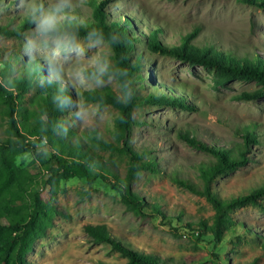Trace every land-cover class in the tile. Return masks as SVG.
<instances>
[{
    "label": "rangeland",
    "instance_id": "obj_1",
    "mask_svg": "<svg viewBox=\"0 0 264 264\" xmlns=\"http://www.w3.org/2000/svg\"><path fill=\"white\" fill-rule=\"evenodd\" d=\"M89 0H2L0 26L11 28L23 18L35 14V23L20 37L0 34V74L7 61L21 69L23 61L37 58L47 66L50 78L69 85L74 101L68 112L69 124L76 134L97 131L111 140L117 110L86 102V89L112 88L122 95L120 84L103 73L112 62V49L102 39L54 35L47 32L58 21L71 16L89 18ZM112 18L131 17L137 34L145 37L160 28L159 38L169 45L200 28L193 42L214 47L237 59L264 58V9L240 0H109ZM49 21V23H46ZM144 40V39H143ZM144 53L142 72L147 77L141 93L157 92L181 97L194 108L178 105H145L135 110L141 122L134 128V144L148 149L159 161L161 173L144 171L132 182V189L143 195L150 206L146 215H136L122 202V187L97 179L90 182L74 177L63 180L56 194L46 183V172L32 152H23L17 163L34 174H41L35 189L45 200H52L64 214L57 216L48 235L39 239L28 255L32 264H128V258L104 242H95L84 229L88 223L104 224L110 232L129 246L153 254L164 264H246L257 259L264 264L263 206L248 204L232 212L237 221L224 240L216 244L212 236L200 237V231H187V223L200 229L202 220L213 221L215 210L202 195L179 186L171 179L180 177L202 186L197 165L213 157L179 137L189 131L209 144L232 146L242 142V129L252 125L258 143L249 149V163L220 176L213 188L224 198L247 193L264 184V97L241 100L237 95L259 87L255 81L236 80L223 85L214 71L191 65L170 55L150 51L144 42L137 44ZM17 56V57H16ZM19 58V61H17ZM96 72L88 75L85 70ZM17 73H15L16 75ZM36 88L25 95V104L36 96ZM1 108V107H0ZM8 124L0 109V139L9 136ZM103 157L123 177L127 158L99 148ZM47 158L50 157L49 151ZM264 204V196L260 199ZM157 206L161 213L154 209ZM177 228V229H176Z\"/></svg>",
    "mask_w": 264,
    "mask_h": 264
},
{
    "label": "trees",
    "instance_id": "obj_2",
    "mask_svg": "<svg viewBox=\"0 0 264 264\" xmlns=\"http://www.w3.org/2000/svg\"><path fill=\"white\" fill-rule=\"evenodd\" d=\"M2 0H0L1 3ZM243 3L264 9V0H240ZM92 14L85 20L69 17L58 21L47 30L54 35H68L71 38L85 37L102 39L112 49V62L107 65L103 76L114 78L121 87L122 95L112 88H91L81 92L86 102L101 106H112L117 110L112 129V139L100 137L97 131L76 134L69 124V110L74 101L73 89L55 78H50L47 66L37 58L23 61L17 69L7 61L0 74V109L8 124L9 136L0 139V264H32L28 255L34 251L36 242L48 235L55 225L57 216L64 214L52 200H45L41 191L35 189L41 174H34L20 166L16 157L23 152H32L45 167L46 183L51 184V192L56 194L57 186L63 180L74 177L90 182L107 180L122 187V202L136 215H146L150 206L146 198L132 189V182L144 171L161 173L159 161L150 155L148 149H139L134 144L135 125L141 124L134 116L135 110L145 105H178L193 109L181 97L157 92L141 93L146 87L147 77L142 72L144 53H137V44L144 42L147 48L163 55L173 56L191 65H202L214 71L218 83L255 81L259 87L237 95L241 100H257L264 97V58L237 59L214 47H202L193 42L200 28L182 37L179 44L169 45L159 38L160 28L151 30L142 39L138 35L129 16L112 18L106 9L109 0H89ZM35 23L31 14L19 25L0 26V34L20 37ZM17 57V56H16ZM19 61V58H17ZM86 74H96L85 70ZM15 73H17L15 75ZM36 88V96L25 104V95ZM242 142L230 147L209 145L189 131H180L179 137L189 144L209 153L213 158L197 165L199 186L194 181L172 172L171 179L185 189L204 196L213 206V221L202 220L200 229L191 223L187 231H200V237L212 236L216 244L221 243L226 234L237 224L232 212L248 204L263 206L264 184L247 193L222 197L213 184L220 176L228 175L249 163V149L258 143V135L252 125L242 130ZM116 153L127 158L125 176H121L109 161L96 154L93 149ZM51 153L47 158L48 152ZM157 213L160 212L154 206ZM84 229L95 242L110 244L128 258V264H164L159 257L141 252L116 238L104 224L88 223ZM177 229V228H176ZM264 249V237H260ZM105 264V263H101ZM246 264H258L257 259Z\"/></svg>",
    "mask_w": 264,
    "mask_h": 264
},
{
    "label": "clouds",
    "instance_id": "obj_3",
    "mask_svg": "<svg viewBox=\"0 0 264 264\" xmlns=\"http://www.w3.org/2000/svg\"><path fill=\"white\" fill-rule=\"evenodd\" d=\"M46 23H49V21H46Z\"/></svg>",
    "mask_w": 264,
    "mask_h": 264
}]
</instances>
